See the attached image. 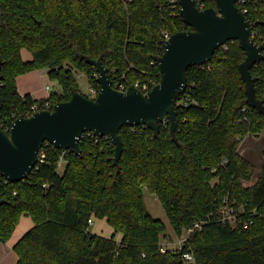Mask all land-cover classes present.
I'll return each mask as SVG.
<instances>
[{"label":"trees","instance_id":"16d2710c","mask_svg":"<svg viewBox=\"0 0 264 264\" xmlns=\"http://www.w3.org/2000/svg\"><path fill=\"white\" fill-rule=\"evenodd\" d=\"M171 1L0 0V124L30 116L35 103L43 108L48 102L52 109L68 101L78 89L73 71L96 87V70L86 58H101L130 85L159 82L162 34L191 29ZM247 9L253 40L262 44L264 0L248 1ZM226 47L187 69L174 137L166 117L158 134L124 125L116 166L109 138L85 133L81 154L62 155L43 144V162L23 181L0 176V199L7 201L0 205V242L9 240L22 216L33 223L12 247L16 264H183L180 251H161L166 227L146 209L143 190L160 203L175 236L203 221L182 248L195 264H264V162L247 187L253 166L239 154L248 135L264 130V116L246 100L238 71L245 53L236 41ZM22 49L30 61L22 60ZM34 70H46L59 92L40 100L20 96L17 76ZM250 72L264 104V60ZM225 201L237 224L223 220ZM89 218L104 219L112 234L91 233Z\"/></svg>","mask_w":264,"mask_h":264},{"label":"water","instance_id":"95a60500","mask_svg":"<svg viewBox=\"0 0 264 264\" xmlns=\"http://www.w3.org/2000/svg\"><path fill=\"white\" fill-rule=\"evenodd\" d=\"M236 0H214V7L199 10L194 0H178L179 15L190 30L176 32L163 43L156 59L159 82L148 92L130 86L125 92L111 87L109 69L102 59L86 58L95 68L99 89L94 98L72 90L68 101H60L51 110H39L28 117L16 118L8 133L0 128V176L6 181H23L37 162L44 143L57 149L81 154L80 139L86 132L108 137L114 146V165L123 150L119 135L124 125L146 126L154 134L166 117L169 132L175 136L178 124L176 103L186 90V71L206 64L214 52L228 41H236L245 53L238 71L244 83L248 105L264 116V104L256 97L251 68L264 60V45L250 38L249 21L235 5ZM1 71V64H0ZM3 76L0 74V81ZM0 199V205L6 203Z\"/></svg>","mask_w":264,"mask_h":264},{"label":"rangeland","instance_id":"374dc122","mask_svg":"<svg viewBox=\"0 0 264 264\" xmlns=\"http://www.w3.org/2000/svg\"><path fill=\"white\" fill-rule=\"evenodd\" d=\"M22 60H26V58H30V53L23 49L21 52ZM46 71V70H42ZM74 77L77 80V88L76 91H79L82 95L88 98H94L96 95L92 92L96 87L90 86L88 82L87 76L80 71H73ZM27 83L25 88H32L37 90L43 94L51 93V92H59L60 86L56 83H52L47 79H43L40 77L38 72H31L26 74ZM49 78V77H48ZM55 81V80H54ZM44 82L49 85L48 89L44 92ZM57 82V81H56ZM26 90V89H24ZM29 90V89H28ZM26 90V91H28ZM98 92V91H97ZM35 96H37L35 94ZM240 155L245 158L250 164L253 166V176L250 181L243 182L244 186H251L256 179L258 178L261 170V166L264 162V130L257 135H248L241 143ZM143 199L144 204L150 215L155 218L161 220L165 227V235L161 238V243H164L166 247L176 248L178 245V237L175 236L172 232L170 224L167 220V217L160 205V203L156 200V198L149 194L146 190H143ZM27 219V218H25ZM23 221V220H22ZM22 222L15 229V232L9 238V240L5 243L0 242V263L1 264H16V256L14 252H12V245L16 239V236L20 234L22 231ZM27 231V230H26ZM25 231V232H26ZM91 233L109 237L112 234L111 227L107 224L105 220L94 219L93 224L91 226ZM24 234V233H23ZM119 235H117L116 239H119Z\"/></svg>","mask_w":264,"mask_h":264},{"label":"built area","instance_id":"2783aa9c","mask_svg":"<svg viewBox=\"0 0 264 264\" xmlns=\"http://www.w3.org/2000/svg\"><path fill=\"white\" fill-rule=\"evenodd\" d=\"M248 1H250V0H236L235 1L236 7L240 10V12L243 13V15L245 17H246V14L248 13V9H247V2ZM171 2L173 3V6H172L173 10L174 11L178 10V13H179L180 7H179V4H178V0H176L175 3H174V0H172ZM194 3H195V6L199 10H203V9H206V8H209V7H214V0H194ZM209 4H211V5L209 6ZM249 24H250V27H251V23H249ZM255 35H256V33L255 32L252 33V31H251L250 38L253 39V37ZM162 36H163V42L161 44V48H162V52H163V43H164V41L166 39H168L169 35L167 33H163ZM257 44H259V43H257ZM262 45H264V42L262 43ZM222 47H223L224 50L227 49L226 44H224ZM263 53H264V50H263ZM95 76L97 78V76H98L97 73H96ZM109 78L111 80V87L113 89H115L117 91H121V92H125L128 89V87L133 86V87L139 89L141 92L146 93L154 85H156L158 83V82H155L154 80H149L147 82H141L139 80H136V81H134V83L132 85H130L129 78L125 74L118 76L115 73V70L109 71ZM98 89H99V84L97 83L96 84V89L95 90H92V92L96 95ZM39 110H51L50 109V104L48 102H46L44 104L43 108H40V106L38 104H36V103L33 104L31 106V115L34 112L39 111ZM0 125H1L0 128L5 133H8L9 132L10 126L5 125L4 123H2ZM86 134L87 135H92L93 137H96V136H94L90 132H86ZM83 135H82V137H83ZM96 138H99V137H96ZM105 138H108V137H105ZM44 144L47 145L49 143L46 142ZM66 152H67V150H62V155L65 154ZM45 153H46V148H42V146H41L40 149H39V151H38L37 162L35 163L34 168H36L38 164H41L43 162V159L45 157ZM63 164H64V160L61 157L60 160H59V162H58V169L59 170L62 168ZM221 212L223 214V220L228 221L230 224H237L235 218H233L231 216L232 210L228 207V204H227L226 201L224 203V206L222 207ZM92 221H93L92 218H89L88 219V226H91L92 225ZM202 224H203V221H201V222H195L191 226H189L188 228L184 229L183 232H182V234H181V236L178 237V245H177L176 248H169V247H166L164 243H161V251L162 252H165L168 249H174V250L180 251L181 252L180 259L183 262V264H195V260H194L193 254L190 251H183L182 248H183L184 244L186 243L187 238L193 232L201 229ZM246 225H247V223H245V226Z\"/></svg>","mask_w":264,"mask_h":264},{"label":"crops","instance_id":"0c3cea01","mask_svg":"<svg viewBox=\"0 0 264 264\" xmlns=\"http://www.w3.org/2000/svg\"><path fill=\"white\" fill-rule=\"evenodd\" d=\"M22 50H21V52H22ZM21 52H20V54H21ZM31 59L32 58H31V55H30V58H26V60H23V61H30ZM31 72H38L39 75H40V77H42L43 79L49 80L46 71L34 70V71H31ZM31 72H28V73H31ZM28 73H26V74H28ZM26 74L19 75L16 78L17 91L20 94V96H24L26 94H30L35 100H40V99L47 98L50 93L43 94V91H41V93H40L37 90H34L32 88H25L27 86L26 84H28L27 83L28 79H27ZM49 81L52 82V83H54V84L56 83L58 85V83L56 81H51V80H49ZM43 86H44V92H45L48 89L49 85L44 82ZM24 89H26V90L29 89V90L26 91ZM35 94L37 96H35ZM239 154H240V151H239ZM25 218H27V219H25ZM94 219H96V218H92L93 221H94ZM93 221H92V224H93ZM21 222H22V230H21L22 232L16 236V239L13 242H11L12 247H13L14 243L23 235V233H25L26 230L30 229L33 226V223L31 221V219L29 217H27V216H22L21 219H20V221H19V223L17 224V226L20 225ZM91 226H89V231L90 232H91ZM14 232H15V230H14ZM12 252H13V250H12ZM16 262H17V257H16Z\"/></svg>","mask_w":264,"mask_h":264}]
</instances>
